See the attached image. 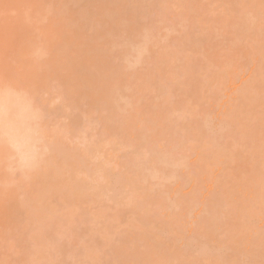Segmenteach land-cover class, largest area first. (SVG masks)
Returning a JSON list of instances; mask_svg holds the SVG:
<instances>
[{
    "label": "bare ground",
    "instance_id": "6f19581e",
    "mask_svg": "<svg viewBox=\"0 0 264 264\" xmlns=\"http://www.w3.org/2000/svg\"><path fill=\"white\" fill-rule=\"evenodd\" d=\"M5 1L7 2V0ZM5 1L3 4L0 0L2 13L6 10L5 7H11L5 12L8 13L9 10L8 14H14L13 16L9 15L10 18H15V15L16 18L22 16L20 20L11 18L15 23L13 30L11 24L14 23L9 22L7 17L3 18L5 14L0 13L2 14L1 19L8 21L7 23L4 22L5 26L10 24L9 26L12 28L11 32L8 30L10 27L5 29L0 27V169H3L0 174V254L3 252L6 254V251H9L7 255H0V264H146L150 257L152 259L147 264H264V240L260 241L258 237H255L252 245H246L243 248L237 246V242H235L236 245H233L234 237H239L238 233L244 234L246 224L249 226L251 223V227L252 224L254 227L258 225V221L254 220L255 213L239 211L238 207L232 209L233 213L232 211L226 213L225 210L220 209V204L214 203L204 211L205 213L202 212L201 219L196 218L200 222L195 221L193 226L190 222L193 219L192 223H194V218H192L194 216L192 215L195 210L192 212V207L185 205L179 197L185 189L176 188L175 192V190L173 191L175 184L173 186L171 184L176 180L178 174L181 175L187 171V161H185L187 155L185 157L179 156V144L173 141L171 135L174 133L172 127L175 126L174 121H171L173 120V115H171L173 113V101L171 98L176 91H181L182 94L190 91L187 87L193 82V79L187 77V80H180L179 78L187 74L185 69L189 68L188 72H191V69L199 63L198 60L194 64L196 60L192 59L193 52L191 53L193 56L183 55L188 51L195 50L196 52V47L199 48L197 44L201 48L203 45L210 44V47L206 46V48L208 47L214 55L210 54L211 57L208 56L210 58L206 61L210 63L213 61L212 57L215 56L216 48L211 45L215 40H212V37L215 35L213 32L218 30L217 23L219 20L216 14V17L214 16V10L202 8L205 4L200 5L203 0H200L201 2L199 0L188 1L191 4L192 2L195 3L194 5L197 6L195 10L193 4L192 6L189 5L186 0H174V4L171 2L173 0L170 2L169 0H136L138 3L132 0L134 5L132 3L126 5L127 9L122 0H74L71 1L73 6L69 5V0H62L57 7L51 3H54L55 0L51 2L38 0L35 3V0H8V5ZM29 1H33L34 4ZM145 1L149 6L145 4ZM211 1L214 2V0ZM180 2H187V5L185 4V6ZM127 3L125 2V4ZM146 6L148 7L146 8ZM170 6L173 10L169 9ZM187 6L193 8L189 10ZM159 7L162 9L159 10ZM210 7L212 6L210 5ZM175 8L177 10L182 8L185 10L183 12L188 13H184V15L182 11H177ZM123 9L126 11H122ZM187 9L192 12L189 18L193 19L192 15L196 16L193 21L189 20L188 15L190 16V14ZM201 9H204L202 13ZM24 10L25 12L29 11L30 14L25 13ZM162 10L165 13H168V10L173 11L172 13L170 11V14H176L177 18L178 15H183L184 23L187 22V25L193 22L194 28H192V24L186 27L185 23L184 29L190 30L189 35L186 36V32H184L185 37L181 36L187 39L186 41L193 40L195 36L197 39L198 32V35L202 36L193 43H191L192 41L188 42L194 44L195 49L192 48L194 47L192 45L188 47L192 50L185 48V44L188 43L186 41L184 43V39L180 36L183 40L180 45L183 46L184 43V46L178 48L180 51L182 50L181 53L184 52L183 58L177 52L178 50L174 52L163 49L166 47L160 48V50L158 47L156 50L159 49L160 54L154 49L157 45L155 46L156 40H152L154 36H152L151 30H159L162 27L168 28V24L178 23L179 19L181 21L178 24L184 25L181 18L183 16H180L177 22L172 15L171 17L167 13V16L169 15L176 22L170 20L169 16L167 23L168 18L173 23L165 24L162 22V16L163 18L165 16ZM35 11L48 15L52 14L58 20L56 23L43 24V40H40L42 37L39 38L42 34L39 33L41 26L38 28L35 24L39 22L41 25V19L33 22L30 17L28 18ZM206 11L211 12L207 13ZM124 12L126 13L125 17H122ZM212 12L213 15L210 16ZM74 13L76 16L72 18L71 15ZM144 13H147L148 16L156 13L161 21L156 15L154 16L158 19L157 21L154 20L155 18L153 19V15V17H149V19L152 18V21H148V17L143 16ZM120 14L121 16H119ZM186 15L188 19H186ZM24 16L31 20H29L30 25H28V21H21L25 19ZM175 16L174 18H176ZM199 17L200 20H197ZM35 18L32 19L35 20ZM144 18V23L147 19V23L149 22L150 25L147 23L146 26L143 25ZM63 19L69 22L66 24L69 26L64 27L63 25L60 29H54L53 26L56 27ZM15 20L23 24H19V28H17ZM153 20L155 24L156 22L158 25L164 23L167 26L160 24L158 29V25H156L157 27L153 25ZM3 21L0 20V22ZM194 21L198 25L200 23L199 26L203 29L198 25L196 26ZM107 23L112 24L110 26L105 25ZM242 23L241 21L238 27ZM75 24L77 25L75 26ZM246 25L251 29L259 27V24L255 22H248ZM195 28L200 30L197 33L196 31L190 33L191 30H196ZM259 28L257 29L258 32L261 31L262 27ZM173 29L175 30V28ZM173 29L172 31H174ZM167 30L170 31L169 28ZM202 30L207 33L203 34ZM200 32L202 33L200 34ZM262 32L263 30L260 34ZM147 33L151 34V39ZM190 34L191 37H194L190 38ZM261 36L252 46L256 51V57L259 58L258 60L263 61L264 37ZM152 41L154 48L153 44L150 43ZM149 43L152 45V47L150 46L153 49L152 52ZM178 44L179 42L176 46ZM237 46H241L238 41ZM198 48L199 54L201 48L199 50ZM164 50L165 53L168 51L172 55L170 58L175 57L178 60L181 56V61L184 60L185 62L184 65H188L185 68L182 64L184 62L178 61L181 64L178 66L183 65V67H181L180 72L177 71L180 73V75L178 73V76H175L177 80L174 76L172 77L175 81L168 79L171 78L167 76L171 69H174L171 74L177 75V73L175 74L176 68H172L170 63L172 58L164 56L169 53H162ZM241 50L242 57H244L242 47ZM99 51L102 58L98 56L100 55ZM175 53L177 57L176 55L173 56ZM45 54H47L48 59L46 56L45 60L41 59ZM105 57H113L111 61L115 59L114 63L117 62V58L121 60L117 62L121 65L117 63V67L112 65V68L115 69H110L111 72H108L110 71L109 66L113 63L109 62L108 59L109 63H107ZM5 58L12 59V63H9L10 61ZM193 58H197V55ZM2 59H4L3 62H1ZM176 60L173 59L171 62ZM145 62L152 63L154 66L143 64ZM189 63L195 66L189 67ZM102 64L110 65L107 69ZM140 64L141 67L145 65L149 68L148 66H150L152 70L147 69L146 71L145 69V72L140 70L138 74L136 67ZM169 65L171 69L166 68ZM257 66L259 69V65L255 64L256 68ZM255 67L253 69L258 74ZM183 68L185 69L183 70ZM140 74L142 75L139 76ZM130 75L133 76L134 82L130 81L132 80ZM134 75L139 76H136L137 81H135ZM151 75H158L159 82L156 88L157 94L151 93L153 96L157 95L158 98L156 96L150 100L152 97L150 94L152 90L150 89L154 85L153 83L151 85L149 80ZM125 76H128L127 79H124ZM131 83L139 84L138 86L135 85L136 91L135 86L130 88ZM196 83L194 82L192 91L194 97L199 99L201 83L200 85L197 83L198 86ZM125 86L130 88L128 90L131 93L126 89L128 95L126 92V94L121 92V88L124 89ZM140 89L142 91H139ZM263 98L264 94L261 96L258 92L248 91L244 93L241 100L245 108L249 109ZM153 100L154 102H152ZM254 107L256 108V106ZM260 107L264 108V104ZM44 109L46 111L56 110L58 116L57 112L53 113V111L51 113L56 115H51L48 114L50 111L47 113L44 112ZM150 109L154 110V114L148 113ZM44 113H47L49 117H61L63 118L61 120L68 123L61 120V123L55 122L59 119L48 118L47 114ZM150 114L155 118L151 117ZM241 114L236 116V122L225 123L220 128L216 127L214 131L224 133L226 129H229L228 126H233L232 138L233 135L248 137L249 139L255 138L259 129L248 130L244 122L246 118ZM257 119L263 122L261 116ZM241 125L242 131H238L241 129ZM238 126L239 128H237ZM95 135L96 137L99 136L100 140L101 137L104 139L102 138L101 141L91 139L96 138ZM69 137L72 141L78 138V142L76 140L74 143H79V145L73 146L74 143L67 142L66 138ZM228 146L235 147V142L230 141ZM119 152L122 154L120 158H124L120 159L121 162L126 160L123 164L125 163L124 166L126 164L127 166L123 168L120 167L123 166L122 163L118 162L120 161L119 155L117 156ZM181 154L183 155V153ZM221 155L220 160L224 161L223 163L230 161L241 165V153L236 148L235 150L224 149ZM113 162L119 163L120 166ZM111 164H116L120 168L116 165L111 166ZM3 171L8 172L3 173ZM244 171L245 168H242L243 173ZM157 186L159 187L157 188ZM170 188L171 193L167 190ZM262 190H264L262 187L258 190L255 189L261 199L254 191L249 192L256 194L260 204L264 203ZM173 192L174 195L171 196ZM105 202H108V205ZM91 204L97 206L90 207ZM103 205L105 209H103ZM262 205L264 206V204ZM185 210L188 215H186ZM218 214H226L229 224L231 215L235 216L234 221L231 222L233 226H230L234 227V231L236 229V233L232 229L231 234L234 232L237 235L233 234L234 237L232 235L229 241H224L226 237L224 238V235L223 238L220 237L222 236L221 233L214 230L215 225L218 224H212V222ZM187 218H191V220L189 221ZM183 219L188 221H186L188 227ZM250 231L251 228L245 232L249 234L252 232ZM110 234L115 236L112 237ZM106 236L108 239L105 238ZM84 237L87 240L84 241ZM112 239L116 241L105 245L106 241ZM2 245L7 250L2 248ZM205 247L208 248V251L205 250ZM1 248L4 250L2 251ZM198 248L200 252L204 250L205 252L197 253ZM111 249L112 252H109ZM113 249H117V252ZM114 251L116 253L113 254ZM228 251L232 253L231 256L228 255V258L233 261L229 260V263H225V255ZM10 252L13 254L9 255ZM132 252L133 254H128ZM105 255L106 257L112 255L113 258L110 256L108 257L109 260L106 257L103 259L102 256ZM12 256L13 258H11Z\"/></svg>",
    "mask_w": 264,
    "mask_h": 264
},
{
    "label": "rangeland",
    "instance_id": "374dc122",
    "mask_svg": "<svg viewBox=\"0 0 264 264\" xmlns=\"http://www.w3.org/2000/svg\"><path fill=\"white\" fill-rule=\"evenodd\" d=\"M1 1L4 4L3 1H5V0H1ZM36 1H38V0H35L34 3ZM51 1H54V0H49V2H51ZM61 1L62 0H59V1L55 0L54 3L53 2H51V3H52V5H54V7H57L58 5L61 4V3L59 4V2H61ZM71 1L73 2L74 0H69V2H70L69 5L73 4V3H71ZM122 1H124V5H125L126 9H127L126 5L128 6L131 3H132V5H134L132 0H127V1L126 0H122ZM129 1H131V2H129ZM133 1L137 2L136 0H133ZM182 1H184V0H182ZM186 1L188 2L189 0H186ZM29 2H31V1H29ZM125 2L126 3L129 2V3L125 4ZM169 2H170V0H169ZM171 2H173V4H174V0L171 1ZM187 2L186 3H181L180 2V3L184 4V5L185 4L187 5ZM7 3H8V0H7L6 4ZM34 3H32V4H34ZM203 3H205V4L203 5ZM145 4H147L146 1H145ZM145 4L142 3V5H145ZM188 4L190 5L191 3L188 2ZM192 4H193L194 10H195V7H197V6H195L194 5L195 3H193V2H192ZM192 4H191V6H192ZM121 5H123V4H121ZM147 5L149 6V4H147ZM179 5H177V6H179ZM200 5H203L202 8L204 7V9H207V10L210 9L212 11L214 10L213 11V12H215L214 16L216 17V15H217V17L220 20V21L218 20V23H217V28H218L217 32H213V34H215L214 35L215 38H213L214 37L213 36L212 40L213 39H215V40H213L214 41L213 43L211 42L212 43L211 45L216 48V51H215V56L212 57L213 61L211 63L206 61V59L210 58L212 54L214 55V53H211V50L208 47L206 48V46L210 47V44L209 45H203L205 42L202 44L203 46L201 45L202 48L200 47V45L197 44V46H199V48H201V52H200L199 48L196 47V52H197V48H198L199 54H198V52L196 54L195 50L191 51V52L188 51L185 55H183L184 52L181 53L182 50L180 51V48H178V47L179 46L180 47L184 46V43H185V41L187 39H184L183 37H185L184 36L185 34L187 36V34H188V32L190 30H188L187 28L184 29V26L187 25V22H185L186 23V25H185L184 19H183L184 18L183 15H178L179 17L183 16L181 18L183 19L184 25L183 24L180 25V24H178L181 21L179 19V17L177 18V16H175L176 14L174 15V13L170 14V11L173 10L172 7H171L173 5H171L170 6L171 8H169L171 10L170 11L168 10V13L167 12L166 13L169 14L170 16L172 15L173 19H175L176 21H177V19H179L178 20L179 22L177 21L178 23H175L176 21L174 20L175 21L174 22L172 20V18H170V16L168 15L170 20H172L176 25L178 24L175 27H172L175 24H171V25L168 24V23H173L172 21H169V18H168V23H167V17L168 16L163 11L165 9L162 10L163 13L166 16V20H165V16H164V18L162 16V19H163L162 22H164L165 24L166 23L168 24V28L170 29V31L167 30L168 29L166 27L167 25H165L164 23H159L158 22L159 23V25H158L157 22H156V24H155L154 22L158 20L154 16V15H156V13L154 15L151 14V16L152 15L154 16V17L152 16L153 19L155 18L154 19L155 21L153 20V25L154 26L158 25V29H159L160 28L159 27L160 24L161 25L163 24L166 27L165 29H164V27H162L159 30H157V29L153 30L154 32L151 30V32L153 33L152 36L155 37V39L153 37L152 40H156V42L155 41L154 42H155V46L156 45L157 46L156 47L154 46L153 41L150 42V43L153 44V48L155 47L154 48L155 51L159 52L158 50L160 48L166 47V48H163V49H165V50L168 49V51L172 50L174 52H175V50H178L177 52L179 54H181V56L182 55L183 56H186V55H188V56L192 55L193 56V54H191L193 52L194 56L197 55L198 59L197 58H193L194 57L193 56L192 59H194L196 61H195V63L194 62H192V63L196 64V62L199 60L198 61L199 63L196 64V66L194 65L195 67L193 65H191L192 63L191 64L189 63L190 64L189 67L193 66L194 68L191 69V72H188L189 68H187V70L185 69L186 67H188V65H186V66L184 65L185 62H184V60L181 61V56L179 57V55H178L179 59L176 60L175 57H171L172 59L170 58V56H172V55H170V53L168 51L167 52L169 54L168 55H164L166 57L169 56V58L171 60H173V59L176 60L175 62L174 61L171 62V60H170L172 68H176L175 69L176 70L175 74L177 73V71L180 72L181 71L180 69H182L181 67H183V65H184L185 68H183V70L185 69L187 74L185 76L180 77L179 78L180 80H184V79L187 80V77H189L190 79H193V82H191V84L187 87V89L190 90V91H188L186 94L185 93L182 94L181 91L180 92L176 91L175 95L172 96L173 98H171L172 101H173V105H172L173 113H171V115H173V117L171 116L173 118V120H171V121L172 122L174 121L173 124H175V126H173L174 128L172 127L174 133L171 134V132H169V134L172 135L173 141L177 142L179 144V150H180V155L179 156H184L185 157V155H187V160L185 159V161H187V164H186L187 171H185L186 174H185V172L184 173L182 172L183 174H181V175L178 174V177H176V180H174V182H172L173 181V179H172V181H171L172 183L171 182L170 183L172 184V186H173V184H175L174 185L175 187H173V191L176 188L177 189L182 188V190L185 189V191H182L183 194H181L179 197H181L180 200L183 201L185 205H189V206L192 207V212H193V210H195V213L192 215V216H194V217H192V218H194V223H192L193 219L191 220V218H187V220L188 219H189V221L191 220L190 223L192 225L195 224V221L196 222H200V220L197 221L196 218L197 219L200 218L202 216V212L205 213L204 211L207 210V208L209 209L210 206H212L214 203L220 204L219 205L220 209L225 210L226 213H230L232 211V209L235 208V207H238L239 211L255 213L256 216H255L254 220L256 222L258 221V225L257 226L255 225V227H254L253 224H252V227H251V223H249L250 227L248 226V224H246L244 226V229L246 228L245 230L243 228H239L240 230L241 229L244 230V234L238 233L239 237H234V235L235 236L237 235V234H234L236 229L234 231V229H233L234 227H231V226H233V225H231V222L234 221L235 216L231 215L233 220H232L231 217H228V218H231V219H229L231 221V222L229 221L230 224L227 222L228 219H227V215L226 214H221V215L218 214L216 216V219H213L212 224L213 223L214 224L215 223L218 224V225H215L216 228H214V230L217 231L218 233L219 232L221 233L222 236H220V237L223 238V235H224V238L226 237L225 238L226 240L223 239L224 241H229L232 238V235L234 234L233 235V237H234V242H233L234 244L233 245H236L235 242H237V246L243 248V246L252 245L254 240H255V237H258V240H260V241L264 240V236H263L264 233H261V232H264V230H263L264 229V206L262 205L264 203L260 204L258 202L259 199L256 198V194H250L249 193L254 188L256 190H258L260 187H262L264 189V108L260 107L262 104H264V98L262 100H259L258 102H256L253 105V107L256 106V108L255 107H254V109H253V107L249 108V109H252V110H249L248 108H245V105H244L243 101L241 100L242 96L244 95V93L248 92V91L258 92V93L261 94V96L264 94V60L263 61L258 60L259 58L256 57L257 56L256 55V51H255L254 47L252 46V44H255L256 40H258L259 36L262 35L261 37L262 38L264 37V35H263V33H264V10H263L264 9L263 8L264 7V0H234V1L232 0V2H230V0H214L213 3H212L211 0H203L202 4H200ZM210 5L212 7H210ZM9 6H10V4H9ZM148 6H146V8ZM185 6H183V7L186 9ZM119 7H121V6H119ZM193 7H188V9L191 10V8H193ZM3 8H4V6H3ZM121 8H123V7H121ZM5 9L6 10H4V13H2V9H0L1 10L0 13L8 15V16L3 15V18L7 17L6 19H8L9 22H12V23H14V21H13L14 19H16V20L19 19L20 20V17L22 16L21 14H19L21 16L20 17L18 16L17 18H16V15L14 16L15 18L11 17L13 19L12 20L10 18V16L11 15L13 16L14 14L13 13L8 14L10 12L9 10L11 9V7L10 8L5 7ZM7 9H9L8 13H5L7 11ZM126 9L125 10L123 9L122 11H126ZM158 9L161 10L162 8L160 9V7H159ZM204 9L203 10L201 9L202 10L201 13L204 11ZM21 10H23V9H21ZM37 10H38V8H37ZM159 10H158V12L160 13ZM183 10L184 9L181 8V10H177V11H180V12L182 11L183 12ZM24 12H25V10H24ZM27 12L29 13V11H26L25 13H27ZM158 12H157V14L159 15ZM172 12L173 11H171V13ZM206 12L208 13V12H211V11H206ZM213 12L210 13L211 14L210 16L213 15ZM20 13H22V11H20ZM41 13L42 12H40V11H35V13H33L30 16H28V18L30 17L31 20H33V22H37L36 20L41 19V25H40L39 22L35 23V24H37L38 28H40V26H41L40 30L38 29L39 33H42V34H40L39 38L42 37V36L44 37V33H43V29H42L43 24L44 25L48 24V22H55L56 23L58 21L54 17V15H52V14L48 15V14L44 13L45 14L44 15L42 13V15H41ZM147 13H144L143 16L145 17V15H146L148 17V19H149V17H151V16H150V14L148 16ZM184 13H188V12H183V14ZM201 13H199V14L203 15ZM2 14H0L1 15L0 16V20L3 21V19H1ZM27 14H25V15H27ZM38 14H39V16H38ZM121 14L119 16H121ZM125 14L126 13L124 12V14H122V17L123 16L125 17ZM189 14H190V16L188 15V18L191 17L192 12L189 11ZM71 16L73 18V16H76V15L74 13V15H71ZM174 16L176 18H174ZM24 17H25L26 20L22 19L21 21L22 22H23V20L24 21H28L29 22L28 25H30V21L31 20L27 19L26 16H24ZM34 17H36L35 20L32 19ZM157 17H159V16H157ZM192 17L194 19L196 16L194 17L192 15ZM188 18H187V15H186V19H188ZM151 19L152 18H150L148 21H150ZM160 19L161 18L159 17V20ZM190 19H191V21H193L192 18H189V20ZM198 19L200 20V17L197 18V20ZM211 19L213 20V18H211ZM16 20H15V22H17L16 27L19 28V24L20 23H19V21H16ZM144 20H145V18L143 19V23L145 22ZM189 20H188V22H189ZM197 20H195V21H197ZM202 20H204L203 17H202ZM63 21H61V22L59 21L60 24L57 25L58 27L57 26L55 27V25H54L53 26L54 29H56V30L60 29L61 26H63V25H64V27L65 26H69V25H66V24L69 23V22H67V20L63 19ZM195 21H194V23H195ZM241 21L243 23H242V25L240 27H238V24H240ZM4 22H6V21L0 22V24H1L0 27L1 28L4 27V29H5V28L10 27L9 23H8L9 24L8 26L7 25L5 26ZM248 22H255V23L259 24V27L260 26L262 27L261 31L263 30V32L260 34L261 31L260 32L257 31V29L259 27H257V29L254 28V27L252 29L248 28L247 25H246ZM2 23H4V24L2 25ZM146 23H147V19H146ZM146 23H144L143 25L146 26L147 24H149V22L147 24ZM192 23L193 22L189 23V25L192 24ZM21 24H23V23H21ZM25 24H27V23H25ZM111 24L112 23H110V25ZM76 25L77 24H75V26ZM105 25L110 26L109 23H107ZM189 25H187L186 27H188ZM193 25L194 24H192V28H194ZM197 25L198 24H196V26ZM199 25H201V24L199 23ZM199 25H198V27H200ZM11 26L13 27V30H14L15 29V23L11 24ZM173 28H175V30ZM192 28H190V29H192ZM200 28L203 29V27H200ZM11 29H12L11 27H10V29L8 28V30H11ZM172 29L174 31H172ZM197 29L196 30H191L190 33H192V31H194V33L196 31V33H197V31L200 30V29H198V30ZM8 30L6 29V31H8ZM202 31H203V34L207 33L204 30H202ZM3 32H5V30ZM11 32H12V30H11ZM184 32H186V33L184 34ZM150 33L149 34L147 33V34L149 35L148 37L151 39V36H150L151 34ZM201 33L202 32H200V34ZM198 34H199V32L197 33V37L198 38H202V36H200ZM213 34H211V35H213ZM180 36L184 39V41L180 38ZM43 37L40 38V40H43ZM192 37H194V36H192ZM192 37H191V34H190V38H192ZM194 38H193V40L191 39V40L186 41V43H188V42L190 43L191 41H192L191 43H193V42H195V40L197 41L198 38L197 39L196 38L194 39ZM179 39H181V40L179 41ZM181 41L184 42V43L182 42L183 46L180 45ZM237 41L239 42V45L241 44V46H239V47L237 46ZM177 42H179L178 46H176ZM150 43H149V47L150 46L152 47V45ZM189 43L185 44V48L187 47L186 49H188V47H191L192 44H189ZM162 45H165V46H162ZM192 46H194V44ZM158 47H159V49L156 50ZM241 47H242V49L244 51V54H245L244 57H242ZM192 48L195 49V46L192 47ZM192 48L191 49L189 48V49L192 50ZM182 49L186 50L184 48H182ZM104 50L107 51L105 48H104ZM150 50H151V52L153 51L152 48ZM165 50L162 51L163 54H167V52L165 53ZM101 51H103V50H101ZM108 53H106V54L110 55ZM154 53L155 54H159V53L161 54V51L159 53H156V52H154ZM99 54H100V51H99ZM106 54H104V55H106ZM46 55L47 54H45L43 56V58L41 57V59H44ZM104 55H103V57H104ZM175 55H176V53L173 56H175ZM98 56H99V58H102V57H100V56H102L101 54L98 55ZM183 56H182V58H183ZM208 56H210V57H208ZM176 57H177V55H176ZM10 58L9 59L5 58V59L9 60L10 61L9 63H12V59L10 60ZM46 58H47V56H46ZM105 58H106V61L108 59V61L110 62L113 57L112 58L105 57ZM105 58H103L104 59L103 61H105ZM188 58H187V60L189 61ZM114 60L115 59H113L111 61L113 63V64H111V66H109L110 64L109 65L108 64L107 65L106 64L105 65L102 64V65L106 66V68L109 66V70L110 69H115V68H112V65H115V66L117 64L121 65V64L117 63L118 61L120 62L121 60H118L116 58V61H117L116 63L117 64L113 62ZM3 61H4V59H2L1 62H3ZM108 61H107V63H109ZM178 61L180 63L184 62V63H182L183 65L181 67L178 66V65H181V64L178 63ZM209 61H210V59H209ZM6 62H8V61H6ZM104 63H106V62H104ZM170 63L168 62V64H170ZM5 64H8V63H5ZM143 64L151 65L152 63L149 64V63L145 62ZM217 64L219 66H216ZM255 64L259 65V69H258V66H257V68L255 67ZM145 65H143L142 67H144ZM115 66H113V67H115ZM153 66L154 65L152 64V67ZM244 66H245V68H244ZM8 67H10V66L8 65ZM142 67H141V64L138 65V67H136V71H137L138 74H139L138 71H140V70H141V72H145V69H146V71H147V69H151L152 70V67L150 68V66H148L149 68H147V66H145V68H142ZM254 67L257 69L258 74H256V72L254 71L255 70V69H253ZM166 68H168V69L170 68L171 69L170 65H169V67H166ZM172 70L174 71V69H171L170 71L173 72ZM108 72H111V70L108 71ZM171 72H169L170 74L167 75L168 77H171V78H168V79L169 80L171 79V81H175L174 78H172V77L173 76L174 77L178 76L179 72L177 73V75H173V74H171ZM137 73H135V74H137ZM181 73L183 74V72H181ZM149 74H151V73H149ZM132 75H130L131 76L130 79H132V80H130V79H128V80L134 82ZM141 75L142 74H140L139 76H141ZM179 75H180V73H179ZM136 76L137 75H134V77H136ZM139 76H137V77H139ZM151 76L152 77H151V79L149 77V80L151 82V85H152V83L154 85L153 86L150 85L151 86L150 90H152V92H150V94L153 93V92H154L153 94H155V93L157 94L156 88H157V84L159 82L158 75H154V76L151 75ZM126 77H128V76H125V78L124 77L123 78L127 79ZM137 77L134 78L135 81L138 80ZM175 79H176V77H175ZM169 80H167V81H169ZM124 81L126 82V80H124ZM194 82L195 83L196 82L199 83V85L201 83V85H200V87H201L200 88V98L199 99L194 97V93L192 91L193 90V86H194ZM197 83H196V85H197ZM126 85H128V84H126ZM135 85L138 86L139 84H135ZM135 85H134V83H131L130 84V88L131 89L134 88ZM136 86H135V91L137 90ZM127 87L124 88V89L121 88V92L125 93L126 89L129 92L130 90H128V89H130V88L129 87L127 88ZM142 89H144V88H142ZM146 90H147V88H146ZM135 91H134V93H135ZM139 91H142V90L140 89ZM139 91H138V94H139ZM121 92H120V94H121ZM128 92H126L127 94L126 93L125 94L128 95L129 94ZM196 92H198V91H196ZM130 93H131V91H130ZM148 94H149V92H148ZM153 94H151L152 97H150V100H151V98L157 96V95L153 96ZM52 96L55 97L53 94H52ZM147 96H149V95H147ZM157 98H158V96H157ZM157 98L156 99L154 98V99L157 100ZM54 99H56V98H54ZM57 101L59 102V100H57ZM147 102H149V101H147ZM147 102H145V103H147ZM152 102H154V100ZM159 102H160V100H159ZM150 104H148V105H150ZM151 106H152V104H151ZM153 109L152 110L150 109V111L148 113L154 114L153 113L154 112ZM49 111L48 110L46 111L44 109V112L48 113ZM53 111L54 110H51L50 113H48V114L56 115V114H52L51 113ZM56 112L57 111L55 110L53 113H56ZM47 113H44V114H47ZM241 113H243V114H241ZM48 114H47V116H48ZM239 114L245 116L244 118H246V120L244 122L246 123V125L248 127V130L259 129L258 130V134H257V136L255 138H252V139L250 138L249 139L248 137H241V136L240 137H236L237 135L236 136L233 135V138H232L231 137L232 136V130L234 129L233 126H228L229 129H226L224 133L223 132L214 131L216 129V127L220 128L225 123L227 124V123H231V122H236L235 118ZM150 115H148V116L150 117ZM57 116H58V112H57ZM157 116H158V114H157ZM259 116L262 117L263 122L258 121L257 118ZM151 117H153V115H151ZM48 118H56V116H52V117L48 116ZM153 118H155V116ZM160 118H161V116H160ZM160 118H159V120H160ZM56 119H59V120H56V121H55V119H53V120L55 122L59 121L61 123V121H64V122L68 123L65 120H61V119H63L61 117L60 118L57 117ZM160 127L162 128V125ZM237 128H239V126ZM242 128L243 127L241 125V129H238V131L239 130L242 131ZM69 131H71V130H69ZM74 131H75V129H74ZM95 132L97 133V131H95ZM68 134H71V133H68ZM72 134H74V133H72ZM93 134H95V133H93ZM66 135H67V133H66ZM89 135H91V134H89ZM82 136H84V135H82ZM85 136H86V134H85ZM95 137H96V135H95ZM98 137L99 136H97L96 138H91V139H95V141H97L96 139H99ZM69 138H66V140H67V142L70 141L71 144L74 143V141H76V140H77L76 142H78V138H76V140L73 139V141L71 140V137H69ZM88 138H86V139H88ZM102 138L103 137H101V140H102ZM80 141L82 142V140H80ZM230 141L235 142V147H233V146L229 147L228 146V143ZM77 144L79 145V143H74L73 146H77ZM231 145H232V143H231ZM228 148H231L233 150H235V148H236V150L241 153V156H240L242 158V161L240 162L241 165H237L235 162L233 163V162H230V161L223 163L224 161L222 162L220 160V157L222 156L221 154L224 152V149H228ZM181 153H183V155ZM118 155H119V160L120 159L122 160L123 157L120 158L121 157L120 155H122V154L119 152L117 154V156ZM121 160L118 161V162L120 164L122 163L123 166H120V164L117 163V162H113V163H117V165L119 164V166L121 168L127 166V164L125 166H124L125 163L123 164V162H125L126 160H124L123 162H121ZM115 165L111 164V166H115ZM119 166H117V167L120 168ZM242 168H245L244 173L242 172ZM0 170H1L0 171V174H1L3 169H0ZM4 172L5 171H3V173ZM7 172L8 171H6L5 173H7ZM158 187L159 186H157V188ZM171 188H170V190L167 189L168 191H170V193H171ZM255 189L253 191L255 193H257L255 191ZM175 192H176V190H175ZM262 192H264V190H262ZM142 195H140V196H142ZM173 195H174V192H173V194H171V196H173ZM168 196H169V194H168ZM257 196H258V193H257ZM263 197H264V195H263ZM262 199H264V198H262ZM225 200H226V202H224ZM260 201H262V200H260ZM107 203L105 202V204H107ZM225 204H226V206H224ZM92 206L94 207V206H97V205L91 204L90 207H92ZM103 207H104V205H103ZM103 209H105V207ZM185 212H186V210H185ZM185 212L183 213L184 215H185ZM190 212H191V210H190ZM232 213H233V211H232ZM186 215H188V213ZM184 219H185V217H184ZM184 219H183V221H184ZM236 220H235V223H237ZM259 220H260V222L261 221H263V222H261V224H259L260 223ZM186 221H184L185 224H186ZM108 224L110 226V223H108ZM182 224H184V223H182ZM185 224H184V226L187 225V224L186 225ZM188 226L189 225H187V227ZM250 228H251L252 232L256 231V229H257V231L254 232V234H252L251 231H250L251 233L247 234L245 231L247 229L249 230ZM232 229L234 231L233 234H231L232 233L231 232ZM110 230H112V229H110ZM237 231H239V230H237ZM261 234H263L262 237H261ZM106 235H108V234H106ZM110 235H112V237H113L114 234H110ZM110 235H109V237H111ZM188 235H190V234H188ZM107 237L108 236H106L105 238H107ZM114 238H117V237H114ZM236 238H237V240H236ZM85 239L86 238L84 237V241H85ZM113 241H116V240L112 239L111 241L110 240L106 241L105 245L107 243H109V242L111 243ZM114 243H112V244L115 245L116 243L115 244ZM108 247H110V246H108ZM2 248H5V247H3V245H2ZM2 248H1V250H2ZM109 249H107V250H109ZM198 249H197V251H198ZM8 250H9V248H8ZM113 250H115V249H113ZM128 250H129V248H128ZM205 250L208 251V248L205 247ZM205 250L203 252H205ZM115 251L117 252V249ZM115 251L113 252V254L116 253ZM7 252H9V251H6V254H4V252L2 254L7 255L8 254ZM109 252H112V249ZM109 252H107V253H109ZM199 252H200V249H199V251L197 253H199ZM134 253H135V251H134ZM2 254H0V255H2ZM12 254L13 253L10 252L9 255H12ZM128 254L131 255V254H133V252L132 253H128ZM231 254H232L231 251H228L226 253L225 258H226L227 261L224 260L225 263H227V262L229 263L230 262L229 260H231V259L228 258V255L231 256ZM9 255H8V257H9ZM102 257L104 259V257H106V255L102 256ZM108 257L113 258L112 255H109ZM108 257H106V258L108 259ZM1 258L3 259V257H1ZM11 258H13V256ZM151 259H152V257L147 259V262H149ZM231 261H233V260H231ZM147 262H146V264H147ZM151 262H153V261H151ZM137 264H140V263H137ZM141 264H144V263H141ZM231 264H236V263H231Z\"/></svg>",
    "mask_w": 264,
    "mask_h": 264
}]
</instances>
